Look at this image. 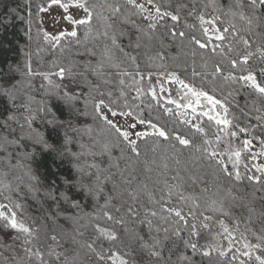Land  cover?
<instances>
[{
  "label": "snow or ice",
  "instance_id": "obj_1",
  "mask_svg": "<svg viewBox=\"0 0 264 264\" xmlns=\"http://www.w3.org/2000/svg\"><path fill=\"white\" fill-rule=\"evenodd\" d=\"M0 4V38L24 26L22 60L0 65V264H264L233 212L255 211L245 182L264 205V0ZM174 48L191 62L168 64ZM241 91L260 102L243 123ZM157 149L165 170L202 161L212 188L179 170L150 188Z\"/></svg>",
  "mask_w": 264,
  "mask_h": 264
},
{
  "label": "trees",
  "instance_id": "obj_2",
  "mask_svg": "<svg viewBox=\"0 0 264 264\" xmlns=\"http://www.w3.org/2000/svg\"><path fill=\"white\" fill-rule=\"evenodd\" d=\"M197 7L199 8L203 3L207 2V0H195ZM218 2H220V0H218ZM8 3L11 4V6L15 7L16 4V0H8ZM6 7L5 5L0 4V14L4 13L6 11ZM211 11V9H209V12ZM188 23L190 24H198V21L195 20V18L193 17H189L188 18ZM23 24L19 21H17L15 23V25L13 27H11L7 32H5L4 37L0 38V65H3L6 62H12V63H16L22 60V55L19 51V49L16 47V41L20 42V47H23L24 44V40H23ZM11 42V47H7L6 45ZM143 52V50H141ZM173 54H176L178 56V59L176 61H172V60H168L167 63L170 65H175V64H185V63H190L191 62V58L179 53V51L177 49H173ZM185 52L188 51L187 48H185L184 50ZM45 59L47 60L48 58L45 57ZM197 61V66H199L200 64V58L199 56L196 58ZM141 63H142V67H143V58H141ZM34 66H35V61H34ZM255 67V65H254ZM153 71H156V69H152ZM169 70H173V68H170ZM177 71L180 72L182 78L188 77L189 73L188 72H184L182 69H175ZM194 83H196L197 85H199V80L194 81ZM233 87H238V86H232V85H224L223 88V95H226L227 91L230 88ZM233 105L235 104H239L240 108H236V107H232L231 112L235 114V116L239 117V122L243 123L245 118L244 116L241 115V111L240 109H243V111L245 113H249L250 115H254V113H252L250 111L249 106H246V102L248 105H250L252 100H256L257 106H259V100L256 96L252 95L250 96L249 93L247 91H241L239 93L235 94V99H233L232 97L228 98ZM0 104H2V101H0ZM159 111V110H157ZM161 115V122H164V117L163 114L160 113ZM205 120V126L206 128L209 130V137L211 136V132L212 129L210 128V126H208L206 118ZM199 139V137L197 136V140ZM254 144H256V142L254 141ZM259 145H256V150H258ZM159 155H160V150L157 149V154L156 156L153 155V153L151 151L148 152V159L149 161H151L152 159H156V165L153 166V171L151 173H149V179H148V183H149V187L151 188L153 183L156 184L157 188L161 187L163 185V182L165 179L169 178L170 176L176 174V171L179 170V174L184 177L185 182H186V187L189 188L190 191H194L195 193L199 194V189L198 188H192L190 183L187 182V175H186V171L188 173H192V172H196L197 174H200L202 176H204V172L201 171L203 162L202 161H198L192 157H189L187 153H184L181 157H180V164L177 165L175 164L174 161L169 160V169L165 170L163 169L160 164L161 161L159 159ZM44 159H46L45 157L41 158V164L43 163ZM161 173H163L161 175ZM208 187L211 189L212 188V176L211 174H208L206 176H204ZM244 191H246L247 196H246V201H248L250 203V206L255 208V211L252 213H249L248 209L246 207H237L233 209V212L235 214V217L238 218L240 220V230L242 232H245V234L248 236V239L252 242V243H256V239L255 237L252 235V233L254 232L256 235H262L264 234V205H262L259 201V199H257L254 203L252 202V196L251 193L253 191V186L247 184V182H245V184L242 186ZM26 210L28 214H32V215H36L38 212V208L35 205L34 202H32L30 199L27 200L26 202ZM221 219H225V221H227L228 223H230L232 225V220L227 218V217H220ZM250 219V222H248ZM246 229H248V231H245ZM204 264H209V261L205 260ZM211 264H217V260L214 257L213 260L211 261Z\"/></svg>",
  "mask_w": 264,
  "mask_h": 264
},
{
  "label": "rangeland",
  "instance_id": "obj_3",
  "mask_svg": "<svg viewBox=\"0 0 264 264\" xmlns=\"http://www.w3.org/2000/svg\"><path fill=\"white\" fill-rule=\"evenodd\" d=\"M168 87H170V88L172 89V93H171L172 97H173V98H178V97H177L178 86H177V85H168ZM165 95H167V94H165ZM204 119H205V118H204ZM209 138H212V137H209ZM253 151H256V149H253ZM257 162L264 163V158H260ZM242 171H243V170H242ZM29 215H32V214H29ZM225 222L228 223L227 221H225ZM228 224H229V226H231L230 223H228ZM208 242H209V243L212 242L211 235H209V237H208ZM221 242H223V241H221ZM225 246H226V244H225Z\"/></svg>",
  "mask_w": 264,
  "mask_h": 264
}]
</instances>
